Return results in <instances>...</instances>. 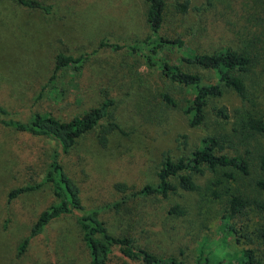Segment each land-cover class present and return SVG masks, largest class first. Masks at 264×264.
Masks as SVG:
<instances>
[{
	"label": "rangeland",
	"instance_id": "1",
	"mask_svg": "<svg viewBox=\"0 0 264 264\" xmlns=\"http://www.w3.org/2000/svg\"><path fill=\"white\" fill-rule=\"evenodd\" d=\"M31 1L51 5L50 13L18 0H0V105L7 108L9 117L20 121H27L35 112L69 121L99 105L105 96L114 99L110 121L116 122L119 130L106 135L107 147H102L97 138V131L105 129L103 122L78 138L63 158L81 188L86 206L119 200L123 194L113 187L118 181L135 188L156 183L164 151L177 159L194 150L205 134L219 127L228 130L234 125L233 109L241 103L233 90L226 89L221 96L211 98L205 122L189 127L180 107L191 99L194 86L169 78L157 81V67L148 66L137 53L126 49L110 48L85 62L79 70L65 67L49 81L55 56L60 51L78 55L95 48L104 37L123 45L145 38L150 32L146 21L148 0ZM171 1L167 0L169 4ZM204 1L207 0H191V5L198 6ZM211 1L214 5L221 2ZM254 1L264 4V0ZM221 3H229L226 14L235 24L255 9L253 0ZM197 20L196 12L190 10L187 21ZM212 41H206L207 49L234 43L230 34ZM185 54L183 50H163L157 62L198 72L205 82L215 80L212 72L193 65L186 67L181 59ZM112 64H127L130 70L115 72ZM260 80L259 95L264 101V73ZM163 93H169L179 108L165 104ZM222 104L229 109L227 121L215 116V110ZM183 133L188 135L185 151L177 148L176 140ZM54 147L55 143L45 136L0 124V264H88L79 224L70 216L53 221L45 233L32 238L25 251L19 250L39 213L54 198L47 184L12 200H8V193L18 186L42 182ZM207 177L208 174L198 176L197 181L203 184ZM197 198L194 192L177 190L165 198L148 197L143 208L129 199L119 210L103 212V217L113 233L130 232L137 245L152 250L160 260L177 258L191 264L202 248L212 260L239 264L241 247L233 238L224 237V222L219 218H211L204 224L198 221ZM173 203L184 205L188 213L169 218L165 208ZM136 209L144 212L142 218Z\"/></svg>",
	"mask_w": 264,
	"mask_h": 264
},
{
	"label": "trees",
	"instance_id": "2",
	"mask_svg": "<svg viewBox=\"0 0 264 264\" xmlns=\"http://www.w3.org/2000/svg\"><path fill=\"white\" fill-rule=\"evenodd\" d=\"M31 8L50 13L51 5L31 0H18ZM150 8L146 21L149 34L140 41L118 44L104 37L98 45L73 55L60 51L55 56V65L49 81L67 66L81 69L85 62L112 50H129L137 53L148 66L157 67V81L169 78L183 85L195 88L193 96L185 106L180 107L187 117L189 127L200 126L205 122L209 100L221 96L226 89L237 95L241 105L233 109L236 117L234 125L225 130L219 127L213 133L201 137L200 142L190 153H183L174 159L168 150L162 153L157 182L147 183L139 188L123 182H115V190L123 194L119 200L96 207H88L82 199L77 181L70 175L63 158L71 152L77 139L100 127L97 131L98 143L107 147V134L119 130V125L110 121L114 99L105 96L99 105L72 118L61 121L52 115L40 112L31 114L27 121L9 117V111L0 105V124L16 130L42 135L51 139L55 147L42 182L22 185L8 193L12 200L23 192L37 189L47 184L53 195V202L42 210L28 236L20 245V253L35 236L46 232L55 220L70 216L79 224L81 237L88 252V264H190L185 260L170 258L160 260L156 254L139 246L130 232L117 235L111 231L103 217L109 209L119 210L126 200L145 207L148 197L165 198L177 190L197 194L196 215L202 224L211 218H219L224 224V237L233 238L241 247L242 261L239 264H264V101L259 95L262 87L260 76L264 73V4L253 0L255 9L245 13L242 22L229 21L226 11L229 3L207 0L192 6L191 0H148ZM220 1V0H217ZM218 5L221 7L218 8ZM193 10L198 15L194 23L187 21V14ZM231 45L214 50L205 47L206 41L222 40L229 35ZM163 50L184 51L182 61L212 72L213 82H205L198 72H190L176 64L157 62ZM139 66L140 64H136ZM118 72L130 70L127 64H112ZM142 79L140 80L141 83ZM144 85V84H143ZM162 100L171 107H178L169 93L162 94ZM215 116L224 121L230 117L229 109L222 104L215 110ZM177 148L185 151L188 135L177 137ZM208 174L205 182L199 183L198 176ZM135 205V204H134ZM139 212L140 217L143 213ZM169 218L188 213V209L173 203L165 208ZM191 264H223L212 260L199 249V257Z\"/></svg>",
	"mask_w": 264,
	"mask_h": 264
}]
</instances>
